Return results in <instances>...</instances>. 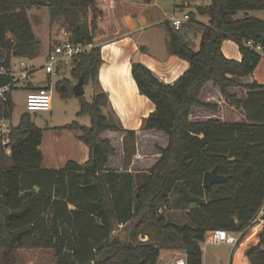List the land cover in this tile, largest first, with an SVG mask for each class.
<instances>
[{"label": "trees", "instance_id": "obj_1", "mask_svg": "<svg viewBox=\"0 0 264 264\" xmlns=\"http://www.w3.org/2000/svg\"><path fill=\"white\" fill-rule=\"evenodd\" d=\"M132 1L151 5L154 0ZM42 7L52 20L64 18L70 42L92 45L89 52L74 58L71 78H82L84 85L96 78L102 62L99 40L116 30L111 0H0V68L4 71L0 88L13 83V58L36 57L38 41L26 11ZM195 11L207 22L188 12V22L178 31L168 21L163 23L168 55L189 63L173 83L165 84L139 61L131 62L139 93L154 106L141 130L160 132L168 139L147 172H128L136 154V134L122 130L102 113L108 101L104 93L95 94L90 103L83 96L76 98L77 116H89V127L76 122L63 127L79 132L77 140L88 149L84 164L69 160L59 169L43 168V130L26 111L7 134L0 132L4 264H17L16 252L23 249L52 250L53 264H157L163 248L181 252L186 264H202L200 244L207 232H245L264 202V86L244 85L240 79L251 75L261 60L246 44L264 47V21L247 13L264 11V0H210ZM239 13L243 17L237 18ZM190 33L193 39L187 40ZM226 40L237 45L240 61L224 57L221 44ZM207 83L219 90L227 105L243 112L245 123L190 121L193 108L218 111L217 105L199 101ZM235 88L246 91L243 101L229 92ZM14 89L0 99V121H10ZM59 91L65 98L72 97L71 82L64 80ZM104 132L124 135L121 172L106 168L115 150L108 139L100 138ZM213 168L225 181L204 189L203 175ZM174 194L186 206L185 223L168 221L162 211L170 209ZM178 207L182 209L175 204ZM144 235L148 242L139 241ZM257 239L245 250L249 264H264V231Z\"/></svg>", "mask_w": 264, "mask_h": 264}, {"label": "crops", "instance_id": "obj_2", "mask_svg": "<svg viewBox=\"0 0 264 264\" xmlns=\"http://www.w3.org/2000/svg\"><path fill=\"white\" fill-rule=\"evenodd\" d=\"M209 2L210 0H203L197 1L196 3L198 5L201 3L203 5H208ZM128 7L130 8L127 9ZM111 9L116 30L113 34L99 40L98 44L100 45L102 62L99 66L96 78L94 81H89L88 84L91 85L92 89L91 100L95 94L104 93L107 95V105L106 107H102V113L105 116H107L105 113L106 111L112 114L113 118L117 121V126L122 130L135 132L136 154L128 167V172L135 175L147 172V170L156 164L159 158L158 149L166 148L168 139L160 132L141 130L143 120L154 110V106L146 97L139 93L131 76V62L133 60L139 61L165 84H171L180 77L189 68V63L178 57L168 55L165 39L163 40L162 47L156 49L155 46L151 45L152 42L147 37L144 38V36H146L147 27L154 26L156 24L155 22L160 24L159 21H154V19L158 18L161 13H165V9L160 4V0H154L151 5H145L141 2H134L132 0H111ZM123 9L125 11L121 12ZM254 13H257L256 17L251 15ZM118 14H123L125 18L124 27L125 29L127 27L126 33L121 34L116 24ZM247 15L264 20V17H260V15H264V11H252L250 13L248 12ZM239 17H243V13H239ZM193 43L197 46L199 41L195 39ZM221 51L226 59L235 61L241 60L237 46L231 41H223L221 44ZM32 76L29 77L28 84L32 90L37 88L50 89V84L44 85L43 82H33L31 79ZM72 81L70 82L73 88L74 80L72 79ZM252 82L264 86V59L260 60L251 75L240 79V83L244 85L251 84ZM25 91L27 92L28 90ZM231 93L236 96L238 95L237 98L240 101H243L246 96V91L241 88H235ZM199 101L204 104L217 105L218 111L217 113H213L206 109L193 108L189 116L192 122H205L210 119H215L226 124H243L246 122L243 112L227 105L220 95L219 90L214 87L212 83H207L203 87L199 95ZM225 116H227V118ZM83 117L84 116H78V119ZM114 135L118 137L117 145L114 149L115 157L113 156L109 160L107 170L121 172L123 170L122 143L124 135L121 132L114 133ZM110 137L111 136L108 135L104 136L102 139L110 140ZM78 142L81 143L80 141ZM81 144L79 145L80 159L74 161L78 164H84L88 160V149L83 143ZM43 147L44 145H42L41 142L40 150L43 155V168L59 169L65 165L67 161H64L61 167L60 165H53L50 160L51 158L46 159L47 156L44 154V152L48 150L47 147H45L44 150ZM139 148L142 153H140ZM145 148H147V150H145ZM145 151H149V155H147ZM112 161H116L115 163L118 165L116 170L109 167ZM181 212L185 213V211H182L179 207L178 209L173 208L167 210V216H165L168 221L178 223L184 220H182L181 215L178 216ZM179 217H181V220H179ZM253 239L257 240V238H251L250 236L248 238L246 236L240 238L236 247H228L229 250L227 253L219 251L218 254L215 255V261L206 259L204 251L200 247L202 251V264H249L245 258V250L252 244L257 243V241L254 242ZM148 240L149 238L147 235H144L143 238L142 236L139 237L140 242L145 243L148 242ZM205 251L207 252V250ZM176 253L179 252L163 248L160 251L157 264L173 260L172 258ZM181 255L184 258V255Z\"/></svg>", "mask_w": 264, "mask_h": 264}, {"label": "rangeland", "instance_id": "obj_3", "mask_svg": "<svg viewBox=\"0 0 264 264\" xmlns=\"http://www.w3.org/2000/svg\"><path fill=\"white\" fill-rule=\"evenodd\" d=\"M160 4L164 7L165 13H161V15L158 16V18L154 19V21H159L161 25L155 22L158 25L155 24L154 26L151 27L148 26L146 30V36H144V38L147 37L152 42L151 45L155 46L156 49L162 47L163 40L164 39L166 40L167 38V33L165 31V27L163 23L168 21L172 16V13L174 12L173 5L178 6L181 4V1L173 2V0H160ZM200 5L203 6L202 3ZM185 6L187 7L185 8ZM196 6H199L196 3V1L190 0V2L184 4V8L180 7L179 9L182 12L194 13L197 21L201 23L202 22L206 23L207 18L198 16L196 14L195 11ZM129 8L130 7H128L127 9ZM122 11L124 12L125 10L123 9L121 10V12ZM26 15L32 33L34 34L35 38L38 41L37 54L33 60L13 58L11 60V73H17L19 71V64L23 63L28 69H34L35 72L33 73V76L31 78L33 82H43L44 85L50 84V89H49L51 93L50 112L34 113L30 115V118L38 128L43 130V137H42V145H44L43 150L45 149V147H47L48 149L47 151L44 152L45 156H47L46 159L51 158L50 160L53 165H60L61 167L64 161H68V160L78 161L80 159L79 145L81 144L76 140V136L79 134L78 131L66 130L63 129V127L71 125L74 122H76L79 125L89 127L90 118L89 116H84L83 118L78 119L77 113L79 112L80 109L78 100L73 96L65 98L62 96V94L59 91L60 85L63 84L64 80L72 81V78L70 76V69H65L62 71H57V73L45 75L44 70L42 68L47 61V55L49 50L52 48V46L57 42L63 40H69V34L66 31L64 18L58 17L55 20H52L50 18L48 9L46 7L32 8L31 10L26 11ZM251 15H254L256 17L257 13ZM175 16L177 17L178 14L176 13ZM254 16H250V17H254ZM261 16L262 18L264 17V15H260V17ZM237 18H241L239 17V14L237 15ZM124 21L125 18L123 14H118L116 18V24L121 34L127 32L126 31L127 27L126 29L124 27ZM186 39L187 40L193 39L192 33H190ZM189 42L191 46L192 45L194 46L193 49H196L195 45L191 41ZM76 82L77 81L74 80V85L76 84ZM57 83L59 84L58 86H56ZM233 90L234 89H230L229 92L231 93L233 92ZM84 92L85 94L83 95V97L85 101L87 103H90L92 97V89L90 84L84 85ZM25 95H26V91L21 88L14 89L11 91L10 96L13 107H12L11 118L10 121L8 122L9 127H11V125L15 126L18 123L21 114L24 113ZM105 113L108 119H111L113 122L116 121V119L113 118L112 114H110L107 111ZM225 117L227 118V116ZM108 135L111 136L110 140L108 139V141L110 145L115 149L117 145L118 137H116L114 133L104 132L100 135V138H103L104 136H108ZM145 150H147V148H145ZM145 152H147L146 154L149 155V151H145ZM140 153L142 152L140 151ZM111 158L112 157H110L109 160ZM115 162L116 161H112L109 167L114 168L116 170L118 165ZM171 202L172 203L170 205V209H173L176 204L182 207L181 209L182 211H185V213L181 212V214H178V216L180 215L182 216V220L184 219L183 221L178 223L179 224L185 223L186 222L185 216L187 209L186 206L183 204V202L180 200L179 195L177 194L172 195ZM170 209L162 210L164 211V215H166V211ZM180 218L181 217H179V220H181ZM253 241L256 242L257 240L253 239ZM200 247L204 251L205 258L210 259L212 261H215V255L218 254L219 251L227 253L229 250L227 246L204 247V245L201 244ZM205 250H207V252ZM2 253L3 251L0 250V264H4ZM181 254H182L181 252L176 253L172 259L177 257H182ZM16 260H17V264H53L54 253L52 250H45V249H23V250H18L16 252Z\"/></svg>", "mask_w": 264, "mask_h": 264}, {"label": "built area", "instance_id": "obj_4", "mask_svg": "<svg viewBox=\"0 0 264 264\" xmlns=\"http://www.w3.org/2000/svg\"><path fill=\"white\" fill-rule=\"evenodd\" d=\"M181 1L180 5H184L187 2L185 0H173V2ZM173 5V14L168 20L170 27L178 31L181 26L188 22L189 17L186 12H181L179 7ZM177 12H176V11ZM178 14L176 17L175 14ZM251 48L255 53H257L260 59H264V47L261 45H254L251 42L246 44ZM92 48L91 44H80L70 42L69 40H63L55 43L52 48L49 50L47 55V61L42 67L45 75H50L52 73H57V71H62L65 69H70L73 63L74 58L77 56L87 53ZM34 69H28L23 63L19 64V71L14 74L11 73L13 77V83L7 86L0 88V99L8 93L11 87L16 89H26L29 84V77L33 75ZM4 71L0 68V74H3ZM25 111L28 114L40 113V112H50L51 110V93L47 88H37L34 90H28L25 95L24 102ZM9 129L8 122L1 120L0 121V132L7 134ZM264 231V202L257 211L254 219L245 229L243 233H233L225 230H212L207 232L204 242L202 243L204 247L209 246H227V247H236L238 245L239 239L248 238H259L260 233ZM258 240V239H257ZM264 249V247H263ZM162 264H186V261L183 257H177L173 260L164 262Z\"/></svg>", "mask_w": 264, "mask_h": 264}, {"label": "water", "instance_id": "obj_5", "mask_svg": "<svg viewBox=\"0 0 264 264\" xmlns=\"http://www.w3.org/2000/svg\"><path fill=\"white\" fill-rule=\"evenodd\" d=\"M188 57L191 58L192 54L188 53ZM84 81L82 78L77 80V83L72 88V96L75 98L82 97L84 95ZM63 89V88H62ZM225 181V178L217 174L216 168L206 172L203 175L202 186L204 189H208L214 184H220Z\"/></svg>", "mask_w": 264, "mask_h": 264}]
</instances>
